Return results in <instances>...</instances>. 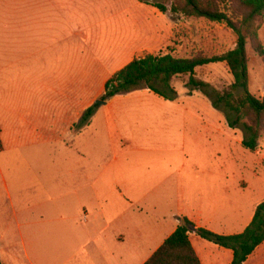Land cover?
<instances>
[{"label":"crops","instance_id":"0c3cea01","mask_svg":"<svg viewBox=\"0 0 264 264\" xmlns=\"http://www.w3.org/2000/svg\"><path fill=\"white\" fill-rule=\"evenodd\" d=\"M23 2L24 12H0V73L38 67L43 76L19 87L16 78L0 75V174L13 204L1 225L0 263L145 264L183 217L219 234L243 232L264 201V187L257 194L243 176L230 185L226 173H206L199 157L206 149L205 109L169 107L170 100L146 88L114 96L81 124L114 74L147 53L177 55L190 31H180L169 10L141 0ZM187 115L198 118L196 139L183 130ZM164 121L175 131L172 140L158 138ZM34 147L64 151L54 159L62 172L57 204L36 202L34 190L13 197L20 175L34 184L35 156L21 150ZM147 147L172 149L169 169L143 167L138 155ZM111 150L118 155L104 158ZM25 162V171L11 170L10 186L4 167ZM189 238L202 264H232V249L196 231ZM243 264H264V242Z\"/></svg>","mask_w":264,"mask_h":264},{"label":"rangeland","instance_id":"374dc122","mask_svg":"<svg viewBox=\"0 0 264 264\" xmlns=\"http://www.w3.org/2000/svg\"><path fill=\"white\" fill-rule=\"evenodd\" d=\"M25 0H2L0 3V12L4 15H10L12 12H24L26 10ZM154 2L164 3L169 11L172 6V0H152ZM171 17L174 21L179 24L180 31H190L189 43L186 45H180L177 51L178 56H189L192 54L196 55H207L212 56L215 54H221L224 51L234 47L237 40L236 34L230 29L225 23L213 22L206 18L199 17H187L182 13H172L170 11ZM10 17V16H9ZM7 17V18H9ZM6 18V19H7ZM10 23V22H9ZM264 25V16L262 19L261 27ZM262 40V39H261ZM262 45L264 47V39L262 40ZM248 56H249V75H250V90L256 96L264 97V58L260 57L255 51V45L253 41L248 42ZM16 78L18 86H25V81L27 77H42V68H25L18 67L16 69H4L0 73L3 79L8 77V75ZM195 76L203 81H206L208 87H188L187 82L189 80V75H181L176 77L172 86L176 89V94L173 95L169 90H165V94L171 95L169 107H181L189 109L203 108L205 109V115L203 119L206 122V149L205 154L200 155V159L203 160L205 164L206 173H226L228 175V183L234 185L237 183L240 176L244 177V183L249 182L251 186V191L254 193H259L264 187V133L260 139V144L255 151H250L246 149L242 140L244 138V131L240 127H231L226 114L224 112L223 104L220 107L223 109L215 108L212 104V99H217V92L223 91L228 88L233 82V76L230 73L229 67L226 63H211L204 66H200L196 69ZM160 88H163L161 84H157ZM145 90L146 88L136 89L134 91ZM165 105V107H168ZM95 107H106L105 104L98 105ZM168 107V108H169ZM95 108V109H96ZM230 115H233L229 113ZM167 116V117H166ZM170 118L174 119L173 116L164 115L163 119L167 120ZM187 122L184 123V131L188 133V139H196L197 131L193 132L192 127L199 122L198 118L192 121L189 115L186 116ZM164 127L159 135L160 140H172L175 138V131L170 126L168 121H164ZM179 132L180 129H179ZM192 135V137H191ZM196 141V140H195ZM22 151H28L30 155L35 156L34 163H29V166L33 170L34 184H26V177L20 175V187L18 191L12 189L13 197L16 201L17 197H26L27 190H34L36 195V202L47 199L51 201V204H57L58 202V185H59V164L54 163V159L58 158L64 151L59 148H24ZM191 149H187L186 152L189 154ZM197 155V148H194ZM70 155H74L73 151H65ZM66 153V154H67ZM104 153V152H103ZM118 155L116 151H106L103 155L104 158H113ZM140 157V164L143 167L154 168L156 166V171H159V164L162 163L163 169H169L168 163L173 161V157L176 156L172 149L164 147H147L142 153L135 157ZM178 156V155H177ZM187 157L184 154L179 155ZM189 156V155H188ZM187 159V158H186ZM139 162V161H137ZM164 163V164H163ZM161 165V169H162ZM6 167H9L8 169ZM17 169L18 171H25L27 168V163H17V164H6L4 167V177L11 186V170ZM192 171V170H191ZM24 179V186H22V181ZM52 195L48 196L50 191ZM11 190V189H10ZM48 194H47V192ZM19 199V198H18ZM19 202V201H18ZM21 203V200H20ZM12 199L8 195V189L4 183L3 176L0 174V231H6V226L4 223L9 222L12 215ZM11 239V236L8 237ZM9 246V245H5ZM22 252L24 249L22 245H19Z\"/></svg>","mask_w":264,"mask_h":264},{"label":"trees","instance_id":"16d2710c","mask_svg":"<svg viewBox=\"0 0 264 264\" xmlns=\"http://www.w3.org/2000/svg\"><path fill=\"white\" fill-rule=\"evenodd\" d=\"M141 1L156 6L162 12L169 10L161 2ZM172 1V13L225 23L236 34V46L212 56L147 53L134 59L108 80L102 99L108 101L118 94H126L144 87L166 99H172L171 95L165 94L164 91L169 90L173 95L176 94V89L172 86L176 77L189 75L188 87H208L206 81L195 76L196 69L211 63L226 62L234 80L228 88L217 92V99H212V104L218 109H223L220 107V104H223L230 126L240 127L244 131L243 146L250 151L257 150L264 133V97L260 98L250 90L248 42L253 41L255 51L264 58V47L259 36L264 16V0ZM157 84H161L163 88ZM95 105L84 113L81 124L87 122L94 114ZM2 149L0 126V151ZM190 226L194 224L187 217H183L175 232L145 264H202L189 238V232L192 231ZM195 231L210 242L232 249V264H243L264 242V201L258 205L252 222L241 233L225 235L202 227L196 228Z\"/></svg>","mask_w":264,"mask_h":264},{"label":"water","instance_id":"95a60500","mask_svg":"<svg viewBox=\"0 0 264 264\" xmlns=\"http://www.w3.org/2000/svg\"><path fill=\"white\" fill-rule=\"evenodd\" d=\"M106 102H107L106 100L99 99V100L96 101V104H98V105H103V104H105ZM190 229H191L192 231H195V230H196V227H195V226H190Z\"/></svg>","mask_w":264,"mask_h":264}]
</instances>
